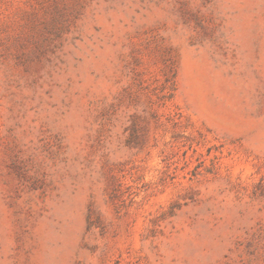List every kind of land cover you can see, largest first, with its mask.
Listing matches in <instances>:
<instances>
[{
    "label": "rangeland",
    "instance_id": "374dc122",
    "mask_svg": "<svg viewBox=\"0 0 264 264\" xmlns=\"http://www.w3.org/2000/svg\"><path fill=\"white\" fill-rule=\"evenodd\" d=\"M0 264H264V0H0Z\"/></svg>",
    "mask_w": 264,
    "mask_h": 264
}]
</instances>
